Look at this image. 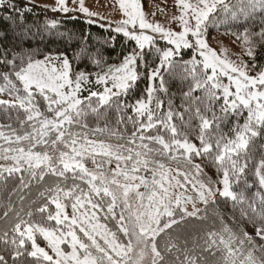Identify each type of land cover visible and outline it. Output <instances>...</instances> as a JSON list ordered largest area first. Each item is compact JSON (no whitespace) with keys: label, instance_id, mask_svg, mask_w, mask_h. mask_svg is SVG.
<instances>
[{"label":"snow or ice","instance_id":"1","mask_svg":"<svg viewBox=\"0 0 264 264\" xmlns=\"http://www.w3.org/2000/svg\"><path fill=\"white\" fill-rule=\"evenodd\" d=\"M72 3L55 0L51 11L98 15ZM174 5L179 31L149 20L142 0H113L122 18L112 31L134 42L119 63L87 35L71 57L0 50V96L9 97L0 99V178L19 180L0 212V264H264V0ZM0 11L15 20L32 9L0 0ZM222 23L235 26L225 32L239 42L235 60L209 44V28ZM165 76L187 84L182 111ZM209 208V230L186 235Z\"/></svg>","mask_w":264,"mask_h":264},{"label":"trees","instance_id":"2","mask_svg":"<svg viewBox=\"0 0 264 264\" xmlns=\"http://www.w3.org/2000/svg\"><path fill=\"white\" fill-rule=\"evenodd\" d=\"M157 0H142L143 5H146L150 2H155ZM16 5L23 9L25 6L32 9L31 12L25 11L23 14L22 19L16 18L15 20H7L3 19L6 15L3 11H0V50L4 48H10L14 51H22V50H30V49H39L41 54L48 53V52H58V51H66L69 56L71 57L74 50H77L81 43V37L87 35V43L92 49L99 48L104 56L107 58L108 63H119L122 59V54H126L132 47H134V42L127 41L126 38L122 36V34H116L111 29H104L98 27L96 25H92L86 23L82 20L76 19H57L58 27L52 30L51 33H48L44 29V25L48 20L53 19L48 13H45L39 10L36 6L29 5L24 0H14ZM233 27L235 30V26L229 24H223L216 30L214 28H209V35L219 33L220 35L226 36L225 32L228 27ZM254 31H258V26L253 29ZM63 34V35H61ZM115 35L116 40L114 43V47L106 45L104 43L110 36ZM231 37L232 35H229ZM160 43V47H163L165 42L158 41ZM191 56V50H185L183 53V58L185 60L189 59ZM42 58V55L39 57ZM87 63L85 61L80 66L84 67V64ZM89 70L91 66L89 65ZM165 81L169 88V95L174 99L175 105L179 109V105L181 104V91L187 90V84L182 83L179 80H170L168 76H165ZM146 87V81L141 82L139 88L137 89V95ZM129 102H133L135 97H129ZM182 111V109H179ZM13 120H15V112H12ZM116 113L114 111L108 112L106 114V119L109 123L110 127H116ZM187 119V117H185ZM89 123L95 126L94 117L89 116L88 118ZM0 122L8 123V121L3 117V114L0 113ZM104 118H101V126H103ZM177 123H179L177 121ZM195 124V121L193 122ZM15 126V124H14ZM123 128V126H120ZM131 126L129 124V130ZM191 135L194 137L195 132L193 131ZM198 143V141H197ZM260 143H264V141H257V146ZM260 153L257 152V157H259ZM197 163L200 161L197 160ZM3 163V161H0ZM89 167L91 165L89 164ZM175 167V165H172ZM210 175L213 174V170L211 168L206 169ZM71 181H69L70 183ZM19 183L18 178L10 177L7 178V181L3 178H0V212L3 211L5 203H7V193L11 191L13 187H15ZM37 188L33 187L31 189V197H36ZM19 193L12 197V202L17 203V197ZM35 207V206H34ZM200 207H203L200 205ZM189 210H191L189 208ZM221 211L225 215V219L231 214L232 210L230 206H221ZM209 220L206 222L200 221H192L189 222L185 228V234L192 236V235H199L203 236L204 233L209 230L212 224V217H213V209L209 208ZM236 215L238 216L239 213L237 212ZM111 226V225H110ZM7 225L0 221V231L4 230ZM249 233L253 232V229L249 226L247 227ZM41 243V246H44L43 241H38ZM259 242V241H258ZM207 255V253H205ZM208 264H215V259L213 257L208 258Z\"/></svg>","mask_w":264,"mask_h":264},{"label":"rangeland","instance_id":"3","mask_svg":"<svg viewBox=\"0 0 264 264\" xmlns=\"http://www.w3.org/2000/svg\"><path fill=\"white\" fill-rule=\"evenodd\" d=\"M24 1H26L29 5L36 6L39 10L48 13L56 21L57 19H76L88 23V20L92 19L94 21L92 25L112 30L115 27V22L119 21L122 18L118 8L113 6V0H84L85 6L90 11L98 14L97 16L91 18L85 16V14L83 13H80L78 10L69 13L53 12L51 11V8L55 7V0ZM68 6L69 8H78V5L73 4L72 0H68ZM161 9H163V11H161ZM144 11L148 14L149 20H152L154 22L158 21L166 28L171 27L176 31L180 30L178 23L170 20L171 16L177 13L174 5V0H157L155 2H150L144 5ZM153 11H155L156 13L154 17L151 15ZM101 25H103V27ZM212 37H215V39H213ZM208 40L210 46L215 48L218 52H220L221 48H227L228 55L233 60L236 59L235 54L240 53L239 42L233 43V41H235L234 37H231L229 35L224 36L216 33L212 35L208 34ZM158 46H160L159 42ZM84 95H87V92H85ZM0 99H9V97L3 95L0 96ZM141 190L143 191V189Z\"/></svg>","mask_w":264,"mask_h":264}]
</instances>
